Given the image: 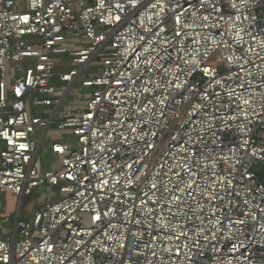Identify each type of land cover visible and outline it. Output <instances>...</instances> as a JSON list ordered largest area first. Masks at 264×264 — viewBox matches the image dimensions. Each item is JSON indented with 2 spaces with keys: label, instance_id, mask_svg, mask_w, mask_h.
Masks as SVG:
<instances>
[{
  "label": "built area",
  "instance_id": "obj_1",
  "mask_svg": "<svg viewBox=\"0 0 264 264\" xmlns=\"http://www.w3.org/2000/svg\"><path fill=\"white\" fill-rule=\"evenodd\" d=\"M43 188L0 264H264V0H0V194Z\"/></svg>",
  "mask_w": 264,
  "mask_h": 264
},
{
  "label": "rangeland",
  "instance_id": "obj_2",
  "mask_svg": "<svg viewBox=\"0 0 264 264\" xmlns=\"http://www.w3.org/2000/svg\"><path fill=\"white\" fill-rule=\"evenodd\" d=\"M92 92L93 89L85 88L82 85V82H78L73 88L70 94V98L72 100H81L84 99L89 94H91ZM40 159L42 160L44 166L49 167L53 163V157L45 149H42L40 151ZM58 197L59 196L55 193L54 190L51 191L46 188H43L36 190L34 194L25 197L22 201L17 199L16 201L12 202V204L10 205L11 212L8 214V218L10 221L9 224L6 225V227L9 228L5 229L4 232H7L8 230L14 227L19 211H20V218L22 220H28L32 216V214L36 211L38 206L46 202L56 200L58 199ZM0 205H1L0 209L7 208L8 200L5 197L0 198Z\"/></svg>",
  "mask_w": 264,
  "mask_h": 264
},
{
  "label": "crops",
  "instance_id": "obj_3",
  "mask_svg": "<svg viewBox=\"0 0 264 264\" xmlns=\"http://www.w3.org/2000/svg\"><path fill=\"white\" fill-rule=\"evenodd\" d=\"M5 197L8 200V207L7 208H3L0 209V236H2L4 234V230L8 229L9 227H6L7 224H3V220L5 218H8V214L11 212V208L10 205L12 204V202L16 201L17 198L9 193L7 194H0V198ZM1 208V205H0Z\"/></svg>",
  "mask_w": 264,
  "mask_h": 264
}]
</instances>
